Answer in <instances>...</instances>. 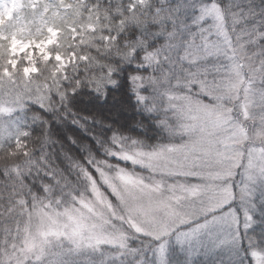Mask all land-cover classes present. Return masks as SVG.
Returning a JSON list of instances; mask_svg holds the SVG:
<instances>
[{
	"label": "snow or ice",
	"instance_id": "obj_1",
	"mask_svg": "<svg viewBox=\"0 0 264 264\" xmlns=\"http://www.w3.org/2000/svg\"><path fill=\"white\" fill-rule=\"evenodd\" d=\"M24 6L0 23V264H169L172 239L264 264V4ZM118 93L125 120L81 110Z\"/></svg>",
	"mask_w": 264,
	"mask_h": 264
},
{
	"label": "trees",
	"instance_id": "obj_2",
	"mask_svg": "<svg viewBox=\"0 0 264 264\" xmlns=\"http://www.w3.org/2000/svg\"><path fill=\"white\" fill-rule=\"evenodd\" d=\"M26 3H27V0H19L18 6L15 8V10H13L10 13V15L6 11H4L3 19H0V23H3L4 20H7V18L9 16H13V17H19L20 18L19 24L17 25V28L20 26H23L25 24V22L30 18L31 11H32L31 8L24 6V5H26ZM257 3L258 4H264V0H257ZM12 30L16 31V28H13ZM123 91L124 90H122V92ZM115 96H116V100L120 101V103H123V105L124 104L130 105V103H131L130 96H128L126 94L122 95L120 93L116 94ZM113 98H115V97L110 96L109 99L107 101H105L104 103H96L95 101H93L89 105L83 106L81 108V110L84 111L86 114H91L92 112H98L103 117L104 120L114 122V123L117 121L125 120L127 117L125 116L124 113L117 114L115 119H112L109 116L107 117L106 115H103L105 113H108L107 109H106V105L110 101H112ZM53 127L58 128L59 126L54 124ZM67 130L70 132H74V134H76V135H80L78 130L73 129L71 126H67ZM9 131H10L9 128L7 126H5L4 122H0V137H6L7 135H9ZM61 138H63V137H61ZM80 138L84 139L83 136H81ZM7 155L8 154L6 152L3 155H0V165H4L6 163H13L14 162V161L7 160L6 159ZM256 219H257V221H260V219H261L259 212L256 214ZM262 227H264V225H259V224L256 225L254 227V229L252 231H250L249 235L259 238V236L261 234V228ZM218 259H222V256H219ZM218 259L214 257V262H216ZM180 263L181 262H179V261L173 263L171 260H169V264H180ZM207 263H210V262H207ZM218 263H220L219 260L217 261V264ZM192 264H198V263L196 261H192Z\"/></svg>",
	"mask_w": 264,
	"mask_h": 264
},
{
	"label": "rangeland",
	"instance_id": "obj_3",
	"mask_svg": "<svg viewBox=\"0 0 264 264\" xmlns=\"http://www.w3.org/2000/svg\"><path fill=\"white\" fill-rule=\"evenodd\" d=\"M18 0H16L15 6H13L11 3L7 4L6 11L8 13L12 12V10L17 6ZM32 70V69H29ZM123 103H120V101L113 98L112 101H110L106 105V109L108 113H105L103 115H106L107 117H111L112 119H115L117 114L123 113L121 111ZM250 233V232H249ZM219 256H222V259H218ZM214 257L219 260L221 264L222 261L226 260V253L223 251H206L203 249L197 248L196 250H191L188 248H181L180 245H178L174 239L170 240L168 247H167V260H171L174 262H181L180 264H186V261L188 264H192V261H196L198 264H217V261L214 262Z\"/></svg>",
	"mask_w": 264,
	"mask_h": 264
}]
</instances>
